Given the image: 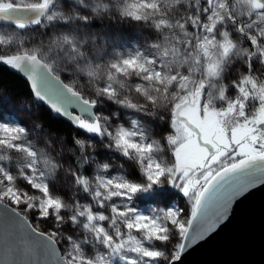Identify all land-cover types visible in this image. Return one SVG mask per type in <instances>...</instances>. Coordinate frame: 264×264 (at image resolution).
<instances>
[{
	"label": "snow or ice",
	"instance_id": "obj_1",
	"mask_svg": "<svg viewBox=\"0 0 264 264\" xmlns=\"http://www.w3.org/2000/svg\"><path fill=\"white\" fill-rule=\"evenodd\" d=\"M0 22V64L84 133L38 147L0 112V264H178L264 185V0H0Z\"/></svg>",
	"mask_w": 264,
	"mask_h": 264
},
{
	"label": "water",
	"instance_id": "obj_2",
	"mask_svg": "<svg viewBox=\"0 0 264 264\" xmlns=\"http://www.w3.org/2000/svg\"><path fill=\"white\" fill-rule=\"evenodd\" d=\"M72 111L78 114V110ZM14 223L11 214L0 216V237ZM178 264H264V185L237 198L227 219L203 240L189 245Z\"/></svg>",
	"mask_w": 264,
	"mask_h": 264
},
{
	"label": "trees",
	"instance_id": "obj_3",
	"mask_svg": "<svg viewBox=\"0 0 264 264\" xmlns=\"http://www.w3.org/2000/svg\"><path fill=\"white\" fill-rule=\"evenodd\" d=\"M3 28H10V25L0 22ZM12 31V30H11ZM66 73L61 76L66 77ZM0 100L2 103H10V107L16 112H26L30 119L31 126L36 132L35 140L38 147H44L45 139H51L53 142L63 140L67 148L72 147V137L75 135L80 138L82 132L76 129L54 112H52L44 103L38 102L31 91L27 80L15 70L8 66L0 64ZM29 219L34 224L32 214H28ZM41 230H47L50 225L46 221H40ZM178 237L173 244L178 242Z\"/></svg>",
	"mask_w": 264,
	"mask_h": 264
},
{
	"label": "rangeland",
	"instance_id": "obj_4",
	"mask_svg": "<svg viewBox=\"0 0 264 264\" xmlns=\"http://www.w3.org/2000/svg\"><path fill=\"white\" fill-rule=\"evenodd\" d=\"M0 28H2L4 31L7 32H11V30L13 31L12 27L10 26V28H3L2 25H0ZM129 32H131V30H127ZM62 79L65 80V82H69L71 77H69L68 75H66V77L61 76ZM39 101L37 100L36 103H38ZM0 112L5 113L9 116L15 117L20 123H22L24 126L26 127H30L31 123H30V119L28 118V115H26V112H16L14 111L11 107H10V103H2V101L0 100ZM80 138H84V133L82 132ZM98 143V141H97ZM24 187L27 189V186L24 185ZM169 201H171L172 203L176 204L177 206H179L180 208H182L184 210V216H187L190 210V202L187 200L186 197H183L182 193H179L176 190H170V196L160 202L159 206L162 207H166L169 203ZM140 204L141 207H144V202H138ZM183 218V217H182ZM175 241V239L173 240V242Z\"/></svg>",
	"mask_w": 264,
	"mask_h": 264
}]
</instances>
